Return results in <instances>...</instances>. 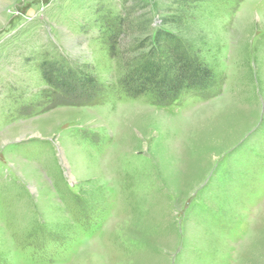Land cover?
Returning a JSON list of instances; mask_svg holds the SVG:
<instances>
[{
	"label": "rangeland",
	"instance_id": "obj_1",
	"mask_svg": "<svg viewBox=\"0 0 264 264\" xmlns=\"http://www.w3.org/2000/svg\"><path fill=\"white\" fill-rule=\"evenodd\" d=\"M182 1L0 0V264H264V0ZM171 14L216 81L130 97Z\"/></svg>",
	"mask_w": 264,
	"mask_h": 264
},
{
	"label": "trees",
	"instance_id": "obj_2",
	"mask_svg": "<svg viewBox=\"0 0 264 264\" xmlns=\"http://www.w3.org/2000/svg\"><path fill=\"white\" fill-rule=\"evenodd\" d=\"M206 0H183L185 6L199 4ZM184 18L180 14H171L162 19L163 27L154 29L144 41L135 46L141 57L136 66L121 79V83L130 97L142 94H153L158 104H170L179 98L201 96L215 83L216 76L207 63L192 53L185 40L181 37L184 28ZM115 28V44H121L122 34L125 35L128 20L117 17ZM110 29L112 23L109 22ZM49 71L52 69L47 67ZM70 80L80 81L82 90L93 91L97 87L95 79L82 72L67 73ZM46 77L49 83H54L52 77ZM78 78L80 80H78ZM67 82L68 87L75 88ZM56 85V84H55ZM70 90V89H68Z\"/></svg>",
	"mask_w": 264,
	"mask_h": 264
}]
</instances>
